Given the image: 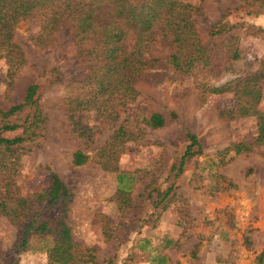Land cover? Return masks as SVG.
Here are the masks:
<instances>
[{
	"label": "rangeland",
	"instance_id": "rangeland-1",
	"mask_svg": "<svg viewBox=\"0 0 264 264\" xmlns=\"http://www.w3.org/2000/svg\"><path fill=\"white\" fill-rule=\"evenodd\" d=\"M253 9H242L240 0H203L199 12L190 15L205 52L216 54V60L197 73L201 77L211 66L214 71L197 81L161 59L172 48L156 37L147 58L159 60L135 78L125 111L106 128L99 127L93 110L104 80L89 75L88 62L76 52L69 21L61 19L42 43L35 40L36 20L19 22L12 40L23 63L9 81L0 59V110L20 102L33 81L44 103L45 122L41 137L21 144L8 190L29 196L44 188L47 169L56 173L69 193L65 223L73 241L93 255L95 264H258V253H264V144L210 165L215 152L229 142L250 144L256 127L252 116L229 112L236 106L230 92L208 89L232 78H252L260 89L256 107L264 115V11ZM223 15L227 26L234 27L208 34L209 26ZM129 44L128 39L123 42L127 52ZM233 50L237 55L232 59ZM196 82L207 89L202 93ZM150 112L165 118L162 127L143 128L139 138L121 145L106 144L123 118L136 120ZM75 122L91 129L88 137L79 135ZM184 130L197 137L202 155L186 165L165 209L153 214L145 187L163 188L166 167L183 148ZM19 132L1 131L0 136L10 138ZM75 150L87 158L74 166ZM101 163L111 169H103ZM119 171L133 178L127 204L116 189ZM227 181L234 187L220 189ZM17 232L14 224L0 217V264H48L38 235H31L20 253L10 255Z\"/></svg>",
	"mask_w": 264,
	"mask_h": 264
},
{
	"label": "trees",
	"instance_id": "trees-1",
	"mask_svg": "<svg viewBox=\"0 0 264 264\" xmlns=\"http://www.w3.org/2000/svg\"><path fill=\"white\" fill-rule=\"evenodd\" d=\"M202 1L0 0V59L6 65L5 77L10 81L15 70L23 63L22 52L12 40L13 28L19 22L36 20L35 40L42 43L49 39L61 19H67L76 52L88 62L89 75L104 80L101 98L93 110L99 119V127L106 128L110 126L108 121L112 124L118 114L125 111L134 93L135 78L152 68L159 60L147 58L149 44L156 37L160 41H166L172 48L161 59L174 71L190 73L194 81L214 71L211 66L203 71L201 77L197 73L216 60L214 51L205 52L190 19L191 14L199 12ZM240 2L242 9L254 6L253 12L264 11V0ZM224 19L223 15L222 20L210 25L208 34L215 35L234 27L227 26ZM126 39L130 42L128 52L123 47ZM236 55L233 50L230 58L233 59ZM196 84L202 93L207 89L202 82ZM208 89L211 93L230 92L236 106L229 112L252 116L256 127L250 144L243 141L229 142L215 152L210 159V165L222 164L226 155L230 159L233 155L250 151L253 146L264 144V115L256 107L260 99V89L252 83V78L236 77L209 86ZM221 112L227 113L224 109ZM69 117L72 119L73 114L70 113ZM44 122V103L38 94V84L33 81L27 86L20 102L0 110V132L20 129L17 135L10 138L0 136V217L7 218L18 228L17 239L10 248V255L20 253L26 248L29 237L38 235L43 242L48 264H95L93 255L86 249H80L71 237L69 226L64 220L69 193L56 173L47 169L44 188L29 196L15 195L14 190H8L16 172L21 144L41 137ZM164 122L165 118L158 112H150L136 120L123 118L112 130L106 144L111 141L115 146L127 140H136L143 128L157 129ZM74 125L80 136L85 137L91 132V129L79 126V123L75 122ZM182 139L184 144L181 152L166 167L162 179L163 188L149 185L145 187L144 197L147 200L152 199L153 214H159L165 209L168 200L174 196L176 182L186 165L202 155L201 144L192 132L184 130ZM103 147L100 150L104 152ZM86 158L81 150H75L71 154V164L80 165ZM101 167L105 170L111 169L106 163H101ZM115 177L116 189L124 196L121 201L127 204L125 199L133 178L120 171ZM231 187L234 185L227 181L220 189ZM105 232L104 230L103 233ZM263 256V252L258 253V264H261Z\"/></svg>",
	"mask_w": 264,
	"mask_h": 264
}]
</instances>
